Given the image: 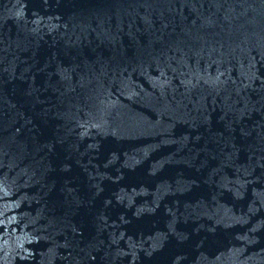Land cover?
<instances>
[{
	"label": "water",
	"instance_id": "95a60500",
	"mask_svg": "<svg viewBox=\"0 0 264 264\" xmlns=\"http://www.w3.org/2000/svg\"><path fill=\"white\" fill-rule=\"evenodd\" d=\"M0 264H264V0H0Z\"/></svg>",
	"mask_w": 264,
	"mask_h": 264
}]
</instances>
